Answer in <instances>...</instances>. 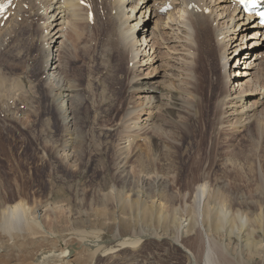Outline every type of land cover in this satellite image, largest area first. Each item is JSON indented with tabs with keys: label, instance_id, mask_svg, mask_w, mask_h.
<instances>
[{
	"label": "rangeland",
	"instance_id": "374dc122",
	"mask_svg": "<svg viewBox=\"0 0 264 264\" xmlns=\"http://www.w3.org/2000/svg\"><path fill=\"white\" fill-rule=\"evenodd\" d=\"M175 1L176 4H172L170 10L161 13L160 9H157L160 7L159 0L156 3L153 0L140 1L139 4H137L138 0H134V5H137L134 15H140L142 19L135 29V37L140 39L136 47L143 51L131 62V65L137 63H135L136 75L130 88L128 84L129 91L135 90L134 94L126 91L121 100L116 91L120 84L114 83L117 80L112 78V74L104 78V86H101L103 84L99 86L94 81L98 78L101 67L108 61L101 51L103 40L107 39L110 31L113 32L112 40L117 38L113 40L114 42L119 41L118 37H121L113 19L116 15L115 10L106 2L90 1V10L93 17H96L92 20L96 25L93 27L90 21L88 26L90 18L88 17V21L85 19L83 22L84 25L80 24L81 27L75 28L76 33L70 24L73 21L60 12V24L55 30H59L61 37L52 49H57L61 41H66L69 45L76 44L74 47L76 52L77 50L79 52V54L77 52L79 59L70 64L68 74L81 88V94L87 97L80 108L82 153L72 163H70L71 159H68L67 163L63 157L55 154V145L61 143L60 135L63 133V127L58 121L54 108L49 104L44 87L40 85L41 74L42 76L44 74L39 54L43 43L41 35H44V28L39 25L42 16L34 12L27 13L21 16L24 20L19 17L12 27L11 25L7 27V23L0 25V32L1 29L3 31L0 33L2 46H0V76L5 79L1 80L2 85L12 89L8 99L9 102L12 101V106L7 107L12 112V119H7L5 114L0 112V207L21 199L27 204L31 215L58 232L64 229H68V232L83 231L85 234L96 232L112 239L133 232L134 234L144 232V235L147 233L148 237L141 238L142 242L138 241L140 243L137 242L139 245L135 243L121 249L128 255L136 251L142 264H185L184 248L190 250L186 241L190 236H194L195 229H198L201 218L204 217L203 225L199 229L205 240V246L213 242L215 247L231 254L230 260L234 264L239 263V260L244 264H260V259L256 257L253 260L248 259L256 250L264 248V121H260L263 125H255L256 122L250 125L251 133L243 127L227 124L221 127L183 125L182 115L179 112L181 109L177 101L178 91L169 90L166 84L194 81L195 85L188 82L189 86H192L193 93L183 94L184 101L191 113L194 112L192 103L197 104L200 109L205 108L203 115L207 114L208 121L213 119L217 112L214 106L223 90L221 91L218 80V71L209 68V63L213 60L212 55L197 50L192 40L191 28L188 26L187 11L177 4L179 0ZM215 3V6L220 4L221 8L226 5L219 0ZM211 4L213 1L209 10L212 8ZM126 5V9L129 10V4ZM145 5H151L147 11ZM13 6L12 3L11 7ZM212 10L215 13L216 10L221 9L218 7ZM170 12L171 18L168 17ZM226 13L223 12L216 17V26H223L226 22L229 24L228 18L225 17ZM107 19L114 22V25L107 22ZM248 21L241 27L234 26V29L228 33L231 41L228 42L226 57L228 64L236 62L234 71L243 69L244 56H249L255 51L264 53V45L251 46L254 41L263 44L264 41L258 40L262 38L259 35L262 33L261 30L252 25L253 21ZM134 22L136 19H132L130 25L132 26ZM156 22L158 25L155 24ZM234 24L238 25V23ZM185 28L189 29L190 35L183 32ZM250 32H259V34H253L255 37L249 38ZM143 36L146 39L144 42L141 40ZM77 37L80 39L78 40ZM188 45H191L190 48ZM85 50L89 51V54H86ZM54 55L58 57L59 52L55 51ZM113 58L108 65L113 71L110 72L115 73L116 69L118 74L125 72L121 73L124 77V82L121 83L123 82L126 88L130 69L126 75L125 64L116 57ZM194 71H197V74ZM259 72H263L261 66L256 69V73ZM26 86L33 93L32 97H21L20 90L19 95H14L16 87L26 89ZM113 86H116V89ZM194 86L201 89H194ZM102 87L104 89H101ZM146 93L152 95L154 102L159 103L160 106L164 102L160 95H168V105L163 111L166 112L168 119L180 124L164 126L160 135L164 137L161 140L156 139L157 148L152 152L144 136L135 138L124 134V131L134 129L133 124L140 120L139 115L145 117L148 115L149 109H146L142 100V96ZM197 96L199 99L196 100ZM114 97L117 98L119 110L113 111L112 120L106 123L102 114L106 107H109L107 103L113 102ZM19 98L20 102L31 104L27 107L31 108L30 111L21 108V103L17 104L16 100ZM258 99L259 95L252 100ZM200 101L201 103H198ZM133 108L137 111L126 115V112ZM255 114L258 117L264 114L260 106ZM134 153H139L145 161L149 159L154 161L149 163L148 167L146 164L141 165V160ZM159 182L163 185L158 186ZM199 184L202 187L200 202L194 197L195 187ZM154 186H157L156 190ZM130 188L138 190L151 188V199L155 202L159 199L165 201V208L158 210L160 211L158 215L165 213L167 219H158L155 213L152 216H144L143 212H140V207L131 204L133 195ZM6 214L5 221L11 224H17L15 222L19 220V216L23 217L20 210ZM10 215L12 217H9ZM255 216L258 220L257 218L254 220ZM218 220H221L222 227L217 230L215 223ZM253 222L258 224L254 225ZM243 234H249L250 239L253 237L261 240L262 247L252 242L246 247L237 245L234 238L244 236ZM156 237H159V240ZM169 239L174 243L170 245ZM136 245L138 249L135 248ZM100 262L97 259L95 264Z\"/></svg>",
	"mask_w": 264,
	"mask_h": 264
},
{
	"label": "bare ground",
	"instance_id": "6f19581e",
	"mask_svg": "<svg viewBox=\"0 0 264 264\" xmlns=\"http://www.w3.org/2000/svg\"><path fill=\"white\" fill-rule=\"evenodd\" d=\"M80 1L81 0H0V14H2V16H3L6 13H9L8 17L5 19L1 16L0 25L7 23L6 24L7 27H9L10 25L12 27L17 23L16 20L19 17L25 16L27 13L31 14L34 12V13L42 16L41 17L42 20L40 19L41 21L39 22V25L44 28V30H43L44 35H41V37H42L41 40L43 43L41 44L39 54L41 56V68H42L44 74H43V76L41 74L40 85L44 87L47 98L49 99V104H50V106H52L54 108V110L56 112V116L58 118V121H59L60 125H62V127H63V129H62L63 133H61V135H60L61 143L55 145V154L63 157V159H65L67 161V163L70 159H71L70 163H72L73 161L76 160L77 156L79 154L81 156V153H82L83 139H82V134L80 131L81 127H79L81 125L80 124V108L84 104V101L86 100L87 97L83 96V94H81V92H80L81 88L74 81V79L68 74L70 64L73 63L77 58L79 59V57H78L79 52L77 50V52H78V54H77L75 47H74L76 44L75 45L72 44L73 45L72 46V45H69L68 43H66V41H61L60 43H58L57 49L53 50L52 46H54L56 44V42H58V39L61 37V33H59V30H57V31L55 30L56 29L55 27L60 24V21H59L60 17H61V15H59L60 12H63V13H61V14H63V16L69 17L71 19V20L70 19L69 20L73 21V22H70V24H71L72 28L74 27L72 29L74 32L76 31L75 28L81 27L80 24L84 25L83 22H85V19H86V21H88L87 19L89 17V12L91 11L90 10V1L92 2V0H83V1L87 2L86 3L88 5L87 7L86 6L81 7V5H79ZM97 1L100 3L106 2L110 6V8H113V10H115V12L112 11L116 14L113 17V19L115 20V24L118 27L117 28L118 34L121 37H118V38H120L119 41L114 42L115 40H117V38L115 40L113 39L114 40L113 41L111 38L112 37L111 33L113 34V32L110 31V33H108L107 39L105 38L107 41L103 40L104 42L106 41L105 43L102 41L103 44L101 47V51L103 53V57L106 60H108L109 62L107 61V64H104L101 67L100 73H99L100 77H99V75H97L98 78L97 79L95 78L94 81H95V83H97V85L99 84V86H100L101 84H103L104 78L109 76L110 74H112L113 75L112 78L117 80L114 83L117 82V84H120L118 90H116V91H117L119 100H121L124 93L126 91H129V88L131 87L130 84L136 75V71H137V68L135 65L136 62L132 63V65H131V62H133V59L135 60L136 58H138L137 55L143 51V50H140L139 47H136V45H137L138 41H140V39L138 40L135 37L136 26L139 24L140 21H142V19L140 18V15L139 16L134 15V12L136 11L135 9L137 7V5H134V0H97ZM140 1L148 2V0H138L137 4H139ZM155 1L156 0H153L154 3H156L158 0L156 2ZM212 1H213V4H211V7L213 9L215 8V10L219 7V9H221L220 11L216 10L214 13L212 8H211V10H209L210 3ZM215 2H216V0H179V2L177 3L181 6V9H183V10L185 9V11H187L188 26H190V28H191L190 30L192 32L191 33L192 40H194L195 46L197 47V50L202 51V52L204 51L205 54H206V52H209L212 55V59H213L211 61V63H209L210 64L209 68H210V70H217L218 71V76H219L218 80H220L219 83L221 86V91L222 90L223 91L220 92L221 94L219 95V97L216 100L217 102H216L214 108L216 109L217 112L214 115L213 119L208 121L209 119L206 118L207 114H205V116L203 115V111H205V108L200 109V107L197 104L192 103V109L194 110L193 113H191L189 111L190 109H188V106L186 105V103L184 101L183 94L186 95L188 93H193L192 92L193 90L191 89L192 86H189V85L191 83H193V85H195L194 81H192V82L190 81L191 83L188 81L190 84H188V82H184V81H183L184 84L180 83L179 81L176 83H168V84H166V87L169 88V90L178 91L179 95L177 94L178 95L177 101L179 102V106L181 109L179 112L182 115L181 119L183 121V125H203V126L204 125H219V127H221L222 125L227 124V125H233L234 127H236V126L243 127V129L245 128V129H247L246 130L247 132L250 131V133H251L252 129L250 128V125H252L254 122H256L255 125H260V124L263 125V122L261 123L260 121L261 120L264 121V114H262L261 117L260 116L258 117V115L255 114V112L257 111V108L259 106H260V110L264 113V100H263V98H264V53L259 52V51H255L249 56H244L243 57L244 61L242 63L243 69H239V70L234 71V68L236 67V62L228 64L227 57H226V51L228 50L227 47L229 44L228 42L231 41V37H228L229 36L228 33L234 29V26H240L241 27V25H244V22H247L249 20V18L245 17V19H244L243 16L241 15L240 10L238 9V7L235 6L234 4H232V2L230 0H219L220 3L221 2L226 3V5H224L222 8L220 7V4L215 6V4H216ZM12 3L14 4L13 8L11 7ZM125 3L129 4V8H130L129 10L126 9L127 5ZM158 4L160 5V7L157 8L159 10L162 6L168 7V6H172V4H176V1L175 0H159ZM150 6H146V5L144 6V8L146 7V11L149 9ZM155 6H156V4H155ZM155 6H154V8L157 7V6L156 7ZM155 11H157V10H155ZM128 12L130 13V15H126V13H128ZM171 12L168 15L169 18H171V14H172ZM223 12H225V13L227 12L225 14V17L228 18L229 24H226L227 23L226 22L225 24L223 23V26H220V27L216 26L215 25L216 17L218 15L222 14ZM212 13H213V15H212ZM140 14H142V12ZM21 18L24 20V17H21ZM93 18L94 17H92V19ZM159 18H161V17L159 16ZM92 19L89 18L88 26L90 25V21H92V26L94 27L96 24L94 23V21ZM132 19H136V22H134L133 25L131 26L130 21ZM78 20H80L81 22H77ZM232 21H233V25H232ZM95 22H96V20H95ZM100 22H102V21H100ZM107 22H110L112 25H114L113 24L114 22L112 23L111 20H108ZM184 23L185 22H183V24ZM234 23H238V25H235ZM155 24L158 25L157 22ZM6 25H5V27H6ZM185 25H186V23H185ZM252 25L256 28H259L255 24V22H252ZM107 27H109V26H107ZM49 29H51L52 31ZM239 29L243 30L242 28H239ZM188 30H186V28H185V29H183V32L190 35ZM4 31H6V29ZM78 31H80V30H78ZM0 33H3L2 29H1ZM79 34H81V33H79ZM253 34L256 35V33L250 32L249 38L255 37V35H253ZM119 35H117V36H119ZM261 35H262V38H259L258 40L264 41V33L263 34L261 33ZM106 36H107V34H106ZM73 37H74V35H73ZM226 38H228V40ZM6 39H4V40H6ZM77 39H78V37H77ZM141 40L143 42L146 41L144 36L141 37ZM74 43H76V42H74ZM106 45H108L107 48H105ZM234 45H236V44H234ZM257 45H264V44L254 41L251 46L256 47ZM188 46L190 48L191 45H188ZM248 47H250V46H248ZM236 49L237 48H235L234 50L236 51ZM55 51L59 52L58 57H56L54 55ZM235 51H234V54H236ZM228 52H230V50ZM86 54H89V51H86ZM199 55H201V54H199ZM113 57H116L117 59L120 60V62H123V64H125L124 68L127 71L126 75L128 73V70L130 69V73H129L130 77L126 81V84H127L126 88L123 86V82H124L123 78L124 77H123V75L121 76V73H122L121 69L119 70L121 72L120 74H118V72H117L118 69H116V68H115L116 72L111 73L113 71H111L110 67L108 66L109 63L111 62V60L114 59ZM233 58H234V56H233ZM236 60H237V58H236ZM238 62H240V60H238ZM129 64H130V66H129ZM260 66H261V69L263 72L256 73V69H258V67H260ZM189 70H190V68H189ZM123 71H125V70H123ZM195 72L197 74V71H194V73ZM123 73H125V72H123ZM192 73H193V71H192ZM198 73H200V72H198ZM253 76H254V79H253ZM200 77H201V75H200ZM1 80H5L3 76H0V112L3 114L5 113V117L7 119H12V114H11L12 112L10 111L9 108H7L12 104V101L11 102L8 101V99L10 98V96H9L10 91L12 89H9L7 86L2 85L3 81H1ZM121 81H123V82L121 83ZM114 83H112V84L114 85ZM128 84H129V88H128ZM231 84H233V85L231 86ZM19 85H21V84H19ZM101 86H104V84ZM116 86H113L114 89H116ZM195 87L196 86H194V89L199 88V87L198 88H195ZM101 89H104V88L102 87ZM200 89H198V90H200ZM203 89H204V86H203ZM14 90H16V92L14 91L15 92L14 95H19V93L21 92V95H22L21 97H32L33 96V93L31 92V90H29L28 87L26 89L16 87V89H14ZM19 90H20V92H19ZM133 91H135V90H131V91H129V93H131ZM196 93H197V91H196ZM198 93L200 94V92H198ZM211 93H212V91H211ZM133 94H134V92H133ZM202 94H203V90H202ZM196 95H198V94H196ZM257 95H259V99L258 100H252ZM151 96L152 95L147 94V93H146V95L142 96L143 104H145L144 106L147 107L146 109H149L148 115L146 117L139 115L140 120H138V122H134V124H133V125H135L134 129L133 130L132 129L126 130V131H124V134L126 136L132 135L135 138H137L138 136H144L147 139V143H148L149 147H151V152H152L153 150L155 151V149L157 148L156 139L161 140L164 137V136L163 137L160 136L162 133L161 132L162 128H164V126H168V125H180V124L172 122L170 119H168V117H166V112L163 111L164 107L166 108V105H168L167 104L168 103V97H167L168 95H166V94L163 96H162V94L160 95L161 96L160 98L164 99V102H162L161 106L159 103L157 104L156 102H154L155 100H153L152 99L153 97H151ZM20 98L18 100H16L18 102L17 104L21 103L22 107L24 109H28V110L30 109L31 110V108H27V107L31 106V104H29L28 102H20ZM197 98L199 99V96L196 97V100H197ZM210 98H212V97H210ZM162 99H161V101H162ZM196 100H195V103H196ZM201 100H204V99H201ZM198 103H201V101ZM13 104H14V102H13ZM89 104H91V101H89ZM107 104L109 105V107H106L107 110L105 109V111L102 114L106 123L108 121L112 120V117H113L112 112L119 110V108L117 106L118 105L117 104V98L115 99V97H114L113 102L111 101V103L109 102ZM92 105H90V106H92ZM135 110H136V108L129 110L128 112H126V115L135 113ZM137 114H138V112H137ZM97 115H98V113H97ZM139 117H138V119H139ZM131 119H132V117H131ZM22 120H21V123H22ZM121 131H119V132L123 133ZM188 132H189V130H187V133ZM117 134H118V132H117ZM134 155H136V157H138V159L141 160V163H140L141 165L145 166V164H146L147 167H148L149 163H153V161H154L152 159H149L146 161L143 160L144 158L139 153H134ZM153 155H154V153H153ZM117 158H118V156H117ZM160 182H159V185L157 183L158 186L163 185ZM154 183H156V181ZM151 184H152V181H151ZM151 187H153V184ZM156 188H157V186H154V190H156ZM130 191L132 192L131 194L133 195L131 204H133L134 206L140 207L141 208L140 212L142 211L144 216L145 215L152 216L155 213V215L158 217V219H162V220L167 219L166 215H164L165 213L161 216L158 215V212H160L158 210L165 208L164 207L165 201H163V199H161V200L159 199L158 201L155 202L154 199H151V197H150L151 192H152L151 188H148L146 190H138L136 188H133ZM201 191H202V187L199 184L198 186L195 187V190H194V197L198 200V202H200L201 197H202ZM22 201L23 200H21V199H19L17 201L15 200V202L13 204L6 205L5 207H3V206L0 207V264H95L97 259H99L101 261L99 264H142L140 258H138L139 256L136 255V253H135L136 251L130 252V254L128 255L125 252L121 251V249H123L125 247L127 248V246H129V245L130 246L135 245V243H137L139 240H141V242H142L141 238L145 239L146 237H148L147 233H146V235H147L146 236V235H144V232H143V234H140V233L138 234L137 232H136V234H134V232H133V233H130V234H127L124 236H119L115 239H112L111 237L108 238L105 235H102V234L96 233V232L94 234H88L86 232L87 234H85V233H83V231L79 232L76 230L74 232H68L67 231L68 229L67 230L66 229L60 230L59 232L54 231L51 228L52 226L47 227L36 216L34 217V215H31V212H30L29 208L27 207V204L23 203ZM166 203H167V201H166ZM17 210H20L23 213V217L19 216V220L17 222H15L17 224H14V223L11 224L8 221L6 222L5 221V219L7 218L6 213L10 214L12 212H16ZM4 217H6V218H4ZM9 217H12V216L10 215ZM202 218H204V217H202ZM202 218H201V222L199 224L198 229H195V231H194L195 232L194 236H190L186 241L188 243L187 245L190 247L189 249L191 251L184 248L185 264H232V263L234 264V262H232L230 260L231 254L229 255V253L227 254V253L223 252L221 249H219L218 247H215V244L213 242L209 241L210 243H208V246H205V240H203V235L199 229L200 226L203 225V219ZM256 218L257 217L255 216L254 220H256ZM7 220H9V218ZM257 220H258V218H257ZM10 221H11V219H10ZM12 221H13V219H12ZM220 221L221 220H218L215 223V229H217V230L220 229V227H222V225H221L222 223H220ZM58 222H60V221H58ZM54 223H55V221H54ZM253 223H254V225L258 224L256 222H253ZM15 225H17V226H15ZM192 227L194 228V226H192ZM253 227L255 228V226H253ZM202 230H204V229H202ZM70 231H72V230H70ZM243 235L244 236L241 235L239 238H234L237 245L240 244L242 247H246V246H249L248 244L252 242V244H254L256 246H261V240L253 239V237H252V239H250L251 237L249 236V234H243ZM111 236L113 237V235H111ZM149 236H150V234H149ZM153 237H155V236H153ZM229 237H228V239H229ZM169 241H170V239H169ZM138 243H140V242H138ZM173 243H174V241L169 242L170 245ZM135 248H137V245ZM125 251H126V249H125ZM251 251L253 252V250H251ZM143 253H144V251H143ZM254 257L260 259L259 260L260 264H264V248H263V250H261V249L256 250L255 254L248 260H253ZM172 262H174V261H172ZM237 264H244V262H241V260H239V263H237Z\"/></svg>",
	"mask_w": 264,
	"mask_h": 264
}]
</instances>
